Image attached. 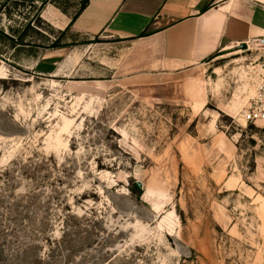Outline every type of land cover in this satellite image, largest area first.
Wrapping results in <instances>:
<instances>
[{
  "label": "rangeland",
  "instance_id": "rangeland-1",
  "mask_svg": "<svg viewBox=\"0 0 264 264\" xmlns=\"http://www.w3.org/2000/svg\"><path fill=\"white\" fill-rule=\"evenodd\" d=\"M82 3L0 0V264H264V50L136 81Z\"/></svg>",
  "mask_w": 264,
  "mask_h": 264
},
{
  "label": "crops",
  "instance_id": "crops-1",
  "mask_svg": "<svg viewBox=\"0 0 264 264\" xmlns=\"http://www.w3.org/2000/svg\"><path fill=\"white\" fill-rule=\"evenodd\" d=\"M264 0H88L70 23L85 38L137 41L136 81L162 85L214 54L264 38ZM144 33L145 37H140ZM141 45L142 48H141ZM143 60V64H141ZM137 61V63H136Z\"/></svg>",
  "mask_w": 264,
  "mask_h": 264
},
{
  "label": "built area",
  "instance_id": "built-area-1",
  "mask_svg": "<svg viewBox=\"0 0 264 264\" xmlns=\"http://www.w3.org/2000/svg\"><path fill=\"white\" fill-rule=\"evenodd\" d=\"M261 5L264 6V3ZM249 45L264 50V38L245 44V46ZM260 71L262 72V77L255 89L254 95L241 110V121L245 124L255 125L256 123H264V67Z\"/></svg>",
  "mask_w": 264,
  "mask_h": 264
},
{
  "label": "trees",
  "instance_id": "trees-1",
  "mask_svg": "<svg viewBox=\"0 0 264 264\" xmlns=\"http://www.w3.org/2000/svg\"><path fill=\"white\" fill-rule=\"evenodd\" d=\"M87 4H88V0H83V3L81 4V7H80L79 11H78V12L76 13V15L72 18L71 23L76 19V17L80 14V12H82V11L86 8ZM62 12H63V11H62ZM145 36H146V35H144V33H142V34L140 35V37H145ZM57 41H58V39L55 40V43L53 44V46H56ZM221 55H223V54H220V53L217 54V53H216V54H214L213 56H211L206 62H209V61H211V60H213V59H215V58H217V57H219V56H221ZM129 192H130L131 194L135 195L136 198H138V199L142 196V189H141V187L138 186L137 183H132V188L129 189Z\"/></svg>",
  "mask_w": 264,
  "mask_h": 264
},
{
  "label": "water",
  "instance_id": "water-1",
  "mask_svg": "<svg viewBox=\"0 0 264 264\" xmlns=\"http://www.w3.org/2000/svg\"><path fill=\"white\" fill-rule=\"evenodd\" d=\"M243 46H244V45H243ZM138 186H139V187H141V185H140V184H138Z\"/></svg>",
  "mask_w": 264,
  "mask_h": 264
}]
</instances>
